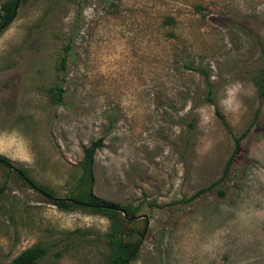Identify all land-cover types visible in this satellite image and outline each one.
<instances>
[{"label":"rangeland","instance_id":"374dc122","mask_svg":"<svg viewBox=\"0 0 264 264\" xmlns=\"http://www.w3.org/2000/svg\"><path fill=\"white\" fill-rule=\"evenodd\" d=\"M263 68L264 0L20 1L0 31V264L36 245L37 264H109L112 234L144 233L48 197L89 190L148 215L130 264H264Z\"/></svg>","mask_w":264,"mask_h":264},{"label":"trees","instance_id":"16d2710c","mask_svg":"<svg viewBox=\"0 0 264 264\" xmlns=\"http://www.w3.org/2000/svg\"><path fill=\"white\" fill-rule=\"evenodd\" d=\"M18 0H9L5 4L2 5V8L0 10V18L2 19L0 22V26L5 24L14 14L16 9V3ZM22 1V0H21ZM67 61V58L64 57L62 59V65L65 66V63ZM196 70L201 71L205 77H206V83L208 85V89L210 92V95L208 97L209 101L214 102V98L212 97L213 88L211 87V84L209 82V74L202 68H194ZM257 83L260 88V93L264 97V68L259 72ZM218 111V114L221 115L220 111ZM249 129H247L243 135L239 138H236V149L239 147V144L243 137L248 133ZM104 146V138L100 137L97 140L92 141L90 146L86 147L84 150V165L86 169L88 170L94 160L96 152L101 149ZM233 158H230L229 161L226 164L224 177L220 179L219 181L215 182L210 186L209 189H212L214 186H216L218 183H220L226 176L229 167L231 165V161ZM4 192V188L0 187V203L2 200V195ZM50 198V197H49ZM51 202L58 207L61 208H83L85 210H89L94 213H102L104 215H117L122 214L121 211H119L117 208L121 207L119 204L114 203L110 200H107L105 198L99 197L94 193V191L89 190L88 196L85 200H80L76 197H70V198H50ZM129 212V210H128ZM132 215H136L135 213H131ZM130 223L134 222V220L129 221ZM136 233L142 234V230H138L135 227L131 228L128 232L122 231V232H116L115 235H111L109 237V241L111 242V248L114 250L113 256L109 260V264H126L129 260V257L131 254L135 251L137 245L139 244L138 241L134 240H128V236H135ZM48 253V249L45 246L42 245H36L33 247H30L23 252H21L19 255H17L12 261L11 264H37L41 259H43ZM138 255V252L134 255L133 259L136 258Z\"/></svg>","mask_w":264,"mask_h":264},{"label":"water","instance_id":"95a60500","mask_svg":"<svg viewBox=\"0 0 264 264\" xmlns=\"http://www.w3.org/2000/svg\"><path fill=\"white\" fill-rule=\"evenodd\" d=\"M20 1L21 0H18L17 1V3H16V9H15V12L12 15V17L5 24H3L2 26H0V31L4 30L9 24H11L13 22V20L15 19L16 15H17V9H18V6H19ZM0 161L5 162L2 159H0ZM44 194H46V193H44ZM46 195L48 196V194H46ZM48 197H50L52 199L56 198V197H53V196H48ZM117 209L119 211H121L128 220H138V219H142V218L146 219V228L144 230L143 237H142L141 241L139 242V244L137 245L135 251L131 254V256L129 257V260L126 263V264H130L131 260L133 259L134 255L139 251L140 246H141V244L143 242L145 233H146L147 228H148V225H149V218H148V215L147 214L129 215L128 212H127V210L125 208L119 207Z\"/></svg>","mask_w":264,"mask_h":264}]
</instances>
